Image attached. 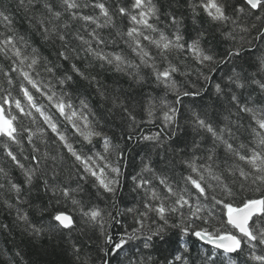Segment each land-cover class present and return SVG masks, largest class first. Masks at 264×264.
Segmentation results:
<instances>
[{
    "label": "snow or ice",
    "instance_id": "6c2138e0",
    "mask_svg": "<svg viewBox=\"0 0 264 264\" xmlns=\"http://www.w3.org/2000/svg\"><path fill=\"white\" fill-rule=\"evenodd\" d=\"M15 3L29 30L19 31L11 8L0 4V58L8 65L0 69V144L23 180L13 179L10 169L0 166V196L14 198V204L8 199L4 204L15 209L23 231L34 238L47 233L70 240L79 231L90 248L95 244L98 264H111L112 259L117 264H237L232 254L245 252L252 264H264V0H189L194 23L202 10L208 23L232 42L219 59L204 46L206 29L186 38L182 18L162 13L158 0ZM33 35L53 57L41 51ZM245 52L253 53L252 60L236 67ZM65 64L69 71H61ZM222 64H232L231 73L214 80V65ZM97 68L125 77L136 88L151 85V90L137 98L110 89L99 72L93 74ZM193 74L204 87L189 91L184 84L196 87L189 79ZM74 76L95 88L127 130L128 141L148 145L139 171L130 176L137 199L123 210L115 207L124 186L123 145L104 131L86 99L74 103L68 90ZM160 89L163 95L153 94ZM209 89L212 103L189 109L187 123L195 135L177 143L182 128L175 105ZM168 94L175 96L174 103L168 102ZM22 118L31 126H22ZM157 120L158 130L145 134L142 126ZM49 131L55 138L51 143ZM22 133H27L30 153ZM96 139L102 151L95 147ZM84 145L91 147L85 150ZM36 181L49 207L64 206L46 223H33L22 207L31 205ZM81 181L91 184L97 199L111 196L113 207L93 203ZM250 192L256 195H246ZM69 206L71 211L64 210ZM123 218H130L132 226L116 238L112 229ZM169 229L179 237L170 258L161 260L153 252L158 243H169ZM189 236L210 247L193 255L184 239ZM70 254L74 264H93L92 252L75 242Z\"/></svg>",
    "mask_w": 264,
    "mask_h": 264
},
{
    "label": "trees",
    "instance_id": "16d2710c",
    "mask_svg": "<svg viewBox=\"0 0 264 264\" xmlns=\"http://www.w3.org/2000/svg\"><path fill=\"white\" fill-rule=\"evenodd\" d=\"M115 0H110V4H114ZM0 4L7 5L11 8V14L15 21L16 27L21 32H28L29 25L27 18L23 11H20L16 8L15 0H0ZM159 7L162 13L167 14L169 12L174 13L178 18L183 20V28L186 38L188 36L195 35V30L200 28L206 29L209 33L208 39L205 41L204 46L210 50V54L216 55L219 59L225 53V50L231 46V41L224 40L221 32L214 29L207 21V17L203 14L202 10L198 17L193 22L192 13L189 7V0H158ZM32 39L34 43L40 47L41 51L49 56L53 57V53L49 47L44 46L38 36L33 35ZM264 48V45H261ZM253 58V53L245 52L242 54L241 58H238L235 62L236 67L248 66L249 62ZM191 63V61H189ZM8 65L6 62L0 58V69L6 68ZM83 67V65H81ZM216 67V72L213 74V79L216 80L220 76L231 73L233 67L232 64H222L214 65ZM61 71H69L68 65L65 64L64 69ZM99 72V79L102 84L107 85L110 89L119 88L124 91L129 96H135L139 98L142 93L151 90V85H145L144 88H136L135 86H130L129 81L122 76L117 75L116 73L108 70L100 71L98 68L93 72ZM2 75V73H0ZM74 75V74H73ZM191 83L195 84L196 87L193 88L190 84L185 83L184 87L189 91H195L197 88H203L204 82L202 80H197L196 75L193 74L190 78ZM178 81L183 80L182 77H177ZM72 93V99L74 103L79 104V98H84L91 105L92 109L96 113L97 120L100 125L103 127L104 131L110 135L114 143H119L123 145L125 153V161L121 162V169L123 177L121 182L124 185L116 195V204L115 207L123 210L125 206H131L135 203L137 199L135 193L131 191L132 181L130 179L131 175H134L135 172L139 171L141 159L145 151L148 150V145L144 142H139L136 140L128 141L126 139L127 130L121 124L118 117L112 116L105 104L102 103L100 97L95 91L93 86H90L87 81L81 80L79 77L74 76V82L71 83L69 89ZM18 92V89H17ZM153 94L163 95V90H154ZM211 89L209 92L205 93L200 97H183L182 105H175L180 109L178 114V122L182 128V131L178 133L179 139L177 143L183 144L185 141H190L195 135L191 129V125L187 123L189 119V109H202L205 105H210L212 103ZM167 100L169 103H174L175 96L172 94L167 95ZM46 103V101H45ZM53 111H55L53 109ZM58 115V114H57ZM160 123L159 120L156 121V124L143 125L145 134H148L152 131H157V125ZM62 127L64 122H61ZM22 126H31L30 121L22 118ZM67 131L71 132L70 126H67ZM49 137V143L52 139H55L51 132L47 133ZM27 133H22V142L24 144L25 150L30 153L31 148L27 144L26 140ZM198 138V137H197ZM78 139V138H77ZM38 142V141H37ZM95 147L102 151L101 142L99 139L94 141ZM78 149L81 147L80 144L75 145ZM91 146L84 145V149L87 150ZM13 151L19 154L20 149L18 146H12ZM65 156L67 153L65 152ZM69 163H71V158L68 157ZM158 163V160H157ZM126 165V166H125ZM0 166L10 169V174L13 179L18 182H22L23 177L18 169H16L11 161L3 155V146L0 144ZM128 177V179H124ZM91 179V178H90ZM73 184L76 183L75 180L72 181ZM84 188L87 192L92 194V202L99 203L101 207L107 206L109 208L113 207L112 197L109 196L108 200L97 199L95 197V190L91 187L90 183H84ZM245 194H241L244 196ZM248 196H254V193H247ZM8 199L9 202L15 203V200L12 196L4 194L0 196V264H74V258L71 253V242L79 244L83 250H90L93 256V264H98V254L95 251V244H91L89 247V240L87 236L80 235L79 231L73 232L71 234V240L67 235L65 236H50L45 233L39 238H34L29 236L26 232L23 231V225L18 223L15 219L16 211L15 209H9L5 206L4 200ZM87 199V197H85ZM28 212V215L33 223L38 222H47L50 219V216L57 208L63 209V205L52 204L49 207L48 197L44 194L42 188L40 187V182L36 181V187L33 189L31 194V205H23ZM42 208H48L47 212L41 213ZM66 211H71V208L64 209ZM79 218L77 217V220ZM255 219V217L253 218ZM132 222L130 218H123L122 225L115 226L112 231L114 236L118 238V233L122 232L125 228L130 230ZM179 237V233L176 230L169 229L166 234V240L169 243L157 245L156 250L153 252L155 256H158L159 259H164L165 255L170 254L172 250L176 247L175 241ZM95 239V238H94ZM189 247L192 249V254L194 255L196 250L199 248H208L210 246L204 245L203 242L197 240L195 237H185L184 238ZM139 243V242H137ZM134 251L136 249H133ZM181 252L183 249L180 250ZM20 252V256H17L16 253ZM234 259L237 261V264H252L247 258V254H232ZM107 259V257H105ZM111 264H117V259H112Z\"/></svg>",
    "mask_w": 264,
    "mask_h": 264
}]
</instances>
